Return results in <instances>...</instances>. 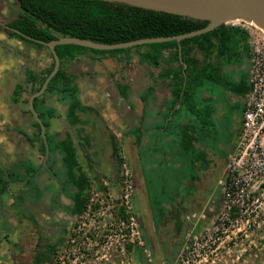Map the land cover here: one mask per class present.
<instances>
[{"label":"rangeland","instance_id":"obj_1","mask_svg":"<svg viewBox=\"0 0 264 264\" xmlns=\"http://www.w3.org/2000/svg\"><path fill=\"white\" fill-rule=\"evenodd\" d=\"M0 3L2 5L0 14L2 18L0 17V21L12 18L14 16L13 10L15 11L17 7L16 0H3ZM16 54L18 56L15 61ZM122 55L123 53H116L112 56L93 55L88 52L78 55L64 64L65 71L74 76V81L79 86L83 101L92 102L93 99L103 100L107 97L114 103L113 106L115 107V116H110L109 120L104 114V116H101V112H99L97 120L92 119L89 124L83 121L79 123L82 127L86 124L83 129L84 133L89 136L88 144L83 145L82 149H77L76 155L77 161L88 179V187L85 191L88 197L86 208L77 215L67 214L63 222L66 232L59 240H54V237L58 234L56 229V231L50 230L51 236L45 235L49 224V220L45 218L49 216L46 207L47 201L52 202L60 196V201L63 202L67 195L65 193L61 194L60 184L57 182V179L61 178V170H56L51 157L47 160L46 165L41 168L40 165L34 164L31 153L27 152L25 154L27 156L23 158L21 164L35 168L34 175L40 172L35 179L38 189L35 194L33 190L30 193L25 190L22 191L20 189L21 184H25L22 183L25 180L23 178L20 188L17 183L9 185L7 183L8 186H6L5 192L0 193V244H2L0 245V264H32L35 253L38 251L44 253L51 242H54L52 246L57 245V251L50 264L172 263L184 240L185 232L191 226L186 222L185 216H190L193 212L200 210L211 209L212 214L219 210L222 195L218 180L223 175L225 158L233 150L236 143L241 115L239 97L234 98L227 93L225 94L224 91L218 94L217 116L213 117L212 125L200 139V148L210 162L205 168L204 174L200 177V189L195 192V202H185L186 195L192 192L193 187L186 185V181L181 174L183 172V176L190 179L191 175H196L199 167L190 161L192 152L183 153L182 151L181 156L179 154V157L184 159L182 166L179 168L176 165L179 160H176L172 155L170 159L163 160V151L170 152V149H177L176 146H170L169 143H166L163 138L159 140L158 144L154 141L149 142L145 150H142L144 147L142 148L139 144L136 146L133 143L131 134L138 135L139 133V117L137 123L133 100L138 101L142 97L138 89L142 63L134 50L128 53L129 60H124ZM0 56L3 58L12 56L14 61L12 69L19 71V74L12 73L10 75L9 84L15 81H23L24 76L21 75V72L24 66L31 68L38 78L41 77L39 69L50 66V57L43 45L24 44L1 29ZM117 84H125L126 95H122L118 91ZM25 87L28 88V85H25ZM218 92L216 91V93ZM27 96L28 92H23L21 103H18V110L16 111L17 106L13 105L14 111L9 112L8 115L5 112L3 121L0 122V169H5L1 167L11 164L22 152L21 143L18 144V147L10 149L9 146L7 147V142L12 140L10 136L11 133H14L12 131L13 124L17 123L24 131H27V125H30L31 118L25 110L26 104L24 102ZM43 98L49 107L55 109L56 115L59 114L56 110L57 107L54 105L56 102L54 96L45 94ZM123 99L126 100L127 107L133 111L132 117H130L131 124L134 123L130 127L131 134L122 131L126 127V123L123 122V118L126 116H124L121 108L124 103ZM58 109L63 116V108L59 107ZM102 117H106L108 123L107 121L101 122ZM107 125H109V128H107ZM28 128L31 129L29 126ZM55 128L60 135H63V131L68 132L74 144H76L77 140L73 137L76 134L75 128L68 126L65 120H58ZM109 133L114 134L119 146L121 162L125 164L131 174L130 179L133 188L132 211L140 233L142 236L143 234L146 235V239L143 238L145 251L138 248L140 251L139 260L134 258L132 252L126 250L120 252L115 248L119 241L116 232L119 225L118 195L122 184V167L117 166L110 152ZM126 149H130L133 155H135L136 149V155L139 159L138 168L141 170L144 180L137 177L136 173L138 171L134 168L135 164L132 163L131 157H126ZM34 154L36 156L35 161L40 162L42 158L40 153L35 152ZM14 170L15 177L13 178L21 179L19 173L21 170ZM9 172L6 169L4 170V173ZM18 173L19 176L16 177ZM52 173H57L58 177L52 176ZM34 175L30 179L32 184L34 183ZM19 194L21 197L18 198ZM108 194L113 199L112 201L108 199ZM172 197L176 201L167 208L179 210L178 214L181 221L179 229H176L178 224L175 226L176 223L171 221L170 218H165L164 225H160L155 216L152 215L153 210L157 208V206L155 207V201L162 200L166 203ZM32 198H38L35 202V225L33 228L30 227L26 233L23 226L21 228L20 224H16L13 227L6 218L10 217L11 222L15 223L14 216L17 217L22 212L26 215L27 212L22 204ZM64 201L67 202V200ZM162 206L166 207L165 205ZM142 219L144 225L141 228L139 224ZM152 229H155L157 234H154ZM88 233L91 236H88ZM254 234L257 241L255 239L251 241L252 235L250 233L243 236V242L247 239L248 244L241 246L242 253H244L242 264H253L251 248L257 251V264H264V227L255 231ZM229 236L232 237V234H229ZM226 239L228 240V238ZM104 241L106 243L102 245ZM80 250L87 252V257L80 256ZM226 251L227 255L223 254L222 259L217 255L218 258L214 259L212 264H230V259H234L235 254L240 252V250L236 251L235 246L231 245L227 247ZM94 252L95 254H93ZM41 264H47L46 260Z\"/></svg>","mask_w":264,"mask_h":264},{"label":"trees","instance_id":"obj_2","mask_svg":"<svg viewBox=\"0 0 264 264\" xmlns=\"http://www.w3.org/2000/svg\"><path fill=\"white\" fill-rule=\"evenodd\" d=\"M16 2L17 7L14 11V16L8 21V26L44 42L50 41L56 37L69 36L110 44L146 37L178 35L202 28L207 24V20L205 19H195L106 0H16ZM7 32L11 36L36 46H41V44L32 40L24 39L15 32L10 30H7ZM236 33L243 32L239 29L221 24L198 35L182 38L178 43L174 40H169L108 50L92 49L72 43L55 45L54 49L59 59L58 69L47 82L42 94L33 98L32 105L44 125V134L49 150L46 162L51 157L52 164L56 170H61V178H58L57 182L60 184L59 188L61 192L65 193L70 200L67 207L71 215L80 214L86 208L88 197L85 191L88 187V179L77 161L76 149L70 136L66 134L63 138H58L55 132L49 133L48 120L56 115L53 108L43 104V96L45 94L54 95L58 102L66 105L64 120L68 126L75 127L77 133L82 131V127L79 125L81 120L77 117V112L85 110L86 107L80 102L79 88L74 81V76L65 71L64 64L70 62L76 56L88 52L93 55L110 56L116 53H123L122 56L124 60H129L128 53L134 50L139 58L146 60L147 63L152 66H156L161 56V51L163 49L173 48L174 52L171 58L173 61L177 62V67L163 71L161 76L169 79L168 87L171 95V106L170 108L168 107V111L171 109L173 112L172 114L179 118L176 123L179 132H170V134H167L169 140L177 149L173 147L175 150L172 149L170 152L165 151L164 156L170 159L172 155L176 160L180 161H178L177 164V167H180L183 164V161L180 160L181 158L183 159V157H179L182 151L183 153H193V156L190 157V161L192 162L200 159L197 155H199L201 151L195 149L193 144H200L202 135L199 134L198 131L201 130L203 126L212 125L211 117L215 110L214 104L212 102L207 104L206 101L209 102L208 98L205 99L201 96V93L205 90V84L210 82V76L208 74L209 67L206 73L201 67L196 69L193 49H201L199 45V42H201L203 44V50L207 51L212 46V38L216 42V48L221 49L223 46L229 45V37ZM177 44L179 45V51L177 49ZM140 47H146L147 51L140 53ZM48 54L50 57V66L46 68L44 75L39 79L31 70H25L24 83H30L31 86L35 85V87L30 89V93L36 91L40 87L42 81L52 67V58L49 51ZM117 88L122 95H126L125 85L117 84ZM23 90L24 86L22 83L15 84L11 92V100L16 101L19 93ZM176 104L178 108L174 109ZM183 118L188 122H186L187 124L184 123L185 125L180 124V120ZM32 124L36 129L33 140L37 141V151L42 156L44 147L42 139L39 136V126L34 119ZM206 131L203 134H206ZM109 139L112 157L117 166L120 167L122 158L119 154L118 143L111 134H109ZM138 139L139 133L138 135H134L136 143H138ZM84 141L87 143V139H84ZM21 163L22 160H19L12 164L8 168V171L11 173H4L5 169H0V193L5 192L9 180H14V169H19L22 171V174L19 172L21 174V179L27 178L24 183L25 185H29V188L33 190L35 194L38 189L35 179L40 172L34 175L35 168L22 165ZM38 165H41V162ZM21 167L22 169H20ZM19 173L16 177L19 176ZM33 175L34 183L32 184L30 179ZM52 175L58 177L57 173H52ZM19 197L20 196H18V198ZM37 199L38 198L34 200L37 201ZM172 199L173 197L167 200L166 203L162 200L155 201V207L157 206V208L153 210L154 213L152 215L155 216L157 220H159L162 212L165 211L169 205H172ZM54 201H52V205ZM176 229H179L178 225ZM88 236L91 235L88 233ZM126 248L127 251L133 253L134 258L137 260L140 259V251L138 248H131L130 246ZM53 250H55V247H53L52 251ZM46 259L47 252L40 253V251H38L33 257L32 264H41Z\"/></svg>","mask_w":264,"mask_h":264},{"label":"crops","instance_id":"obj_3","mask_svg":"<svg viewBox=\"0 0 264 264\" xmlns=\"http://www.w3.org/2000/svg\"><path fill=\"white\" fill-rule=\"evenodd\" d=\"M3 0H0L2 2ZM1 3H0V14H1ZM1 17V16H0ZM2 18V17H1ZM13 38L17 39L18 41L23 42L24 44L27 45H34L31 43H28L27 41H24L22 39L16 38L12 36ZM212 46L207 50L204 51L203 49V44L199 42V45L201 46V49L199 48H194L193 49V55L196 61V69L201 67L205 73L207 72V68L209 67L208 74L210 76V82H207L205 84V90L201 93L202 98H208L209 102L206 101L207 104L212 102L214 104V113L211 117V121L213 117L217 116L216 110H217V99H218V94L220 92H225V94H229L230 96L239 97V105L240 108L242 109V103H243V97L246 92L247 88V69L249 65V48L246 42L245 35L243 33H236L232 36L229 37V45L228 46H223L221 49L216 48V42L212 38L211 40ZM208 48V47H207ZM147 48L146 47H140L139 52H146ZM174 49H163L161 51V56L158 59V64L156 66H152L147 63L146 60H142L141 58L140 61L142 63L141 66V71L139 74V92L140 95L142 96L138 101L133 100L134 107L136 109L135 111V117L137 116V123H138V117H139V139L138 143L135 142L134 140V135L130 133V127L134 124H131L130 122V117H132V112L129 107H127V102L125 99H123L124 103L122 104L121 108L124 113L125 118H123V122L126 123V127L123 128V132L129 133L132 136L133 143L138 146H141L142 148L144 147L145 150L147 148V145L149 142H156L158 144L159 140L165 139L166 143H169L170 146H173L172 142L169 140L168 133L170 132H179L177 120L179 118L172 114V110L170 109L168 111V107L170 108L171 104V95H170V90L168 87L169 84V79L162 77L161 73L163 71H166L169 68H175L177 67V62L173 61L171 58V55L173 54ZM17 53V51H15ZM19 53V52H18ZM18 54L14 57V60H17ZM14 66V61L13 57L9 56L7 58H3L0 56V122L2 123L4 114L5 112L7 115L9 112L14 111L13 105H16L17 108L15 109L16 111L18 110V103H21V96L23 92H28V96L30 94V89L35 87V85H30V83L25 84V70H31L33 73L34 71L29 68L28 66H24L21 72V75L23 74V81L22 82H10L9 77L11 78L10 75L12 73L19 74L18 70L12 69ZM49 67V66H48ZM46 67V68H48ZM45 67L43 69H39V75H44V72L46 70ZM36 76L37 74L34 73ZM38 78V77H37ZM40 78V77H39ZM38 78V79H39ZM17 83H22L24 88L25 85H28V88L24 89L21 91L18 95V98L16 101L11 100V92L13 90V87ZM77 85V84H76ZM125 85V84H123ZM79 88V86L77 85ZM118 89V88H117ZM216 91H219L216 93ZM49 95V94H48ZM27 96V98H28ZM52 96V95H49ZM54 96V95H53ZM228 96V95H227ZM44 97V96H43ZM27 98L25 99V104H26V112H27ZM55 98V96H54ZM79 99L82 105L86 107L85 110L80 111L77 113V117L83 121L86 122L87 124L90 123V121L97 120L99 112H101V116H106L108 117V120L110 116H115L114 115V110L115 107L113 106L114 103H112L111 100H109L107 97L99 100L93 99L92 102H85L82 99L81 96V91L79 89ZM55 106L57 107V111L59 114L56 115V111L54 109L55 117H51L48 122H49V133L55 132L58 136V138H63L68 132L63 131V135L58 134V130L55 128V125H57L58 120L63 119L64 120V111L66 108V105L60 102H57L55 99ZM43 104L47 107H49L48 104L44 102L43 98ZM52 105V106H54ZM118 106V104H117ZM59 107H62L63 109V116L60 110L58 109ZM178 105L176 104L174 106V109H177ZM28 116H30V125H27V131H24L19 127L17 123L13 124L12 126V131L14 133H11V141L7 142V147L9 146L10 149H13L15 147H18V144H22V152L20 155L13 161L11 164H9L6 167H1L5 168L6 170H9L8 168L16 163L19 160H23V158L27 155H25L27 152L31 153L29 157H31L34 160V164L38 165L40 162L35 161L36 156L35 152L37 151V141L33 140L34 133L36 132L34 129V126L32 124L33 117L27 112ZM104 114V115H103ZM111 114V115H110ZM82 115V116H80ZM84 115V116H83ZM100 116V115H99ZM106 117H102L100 120L101 122H106L108 123V120H106ZM112 118V117H111ZM113 120V119H111ZM82 122V123H83ZM187 120L185 118L180 120V124H187ZM240 123H241V115H240V120H239V127H238V132L240 130ZM184 124V125H185ZM80 125V124H79ZM86 125V124H85ZM81 126L82 131L80 133H77L75 137L76 138V144H74L73 139L72 143L76 149H82L84 146L87 145L89 141V136L84 133V127L86 126ZM28 126L31 128L29 129ZM211 125H206L205 127L201 130H199V134L202 136L205 135L206 130L209 129ZM75 128V127H74ZM107 128H109V125H107ZM183 128V127H182ZM188 128V127H187ZM105 129V128H104ZM207 132V131H206ZM114 136V134L109 133ZM108 134V137H109ZM172 135V134H171ZM188 135V134H186ZM70 136V135H69ZM115 137V136H114ZM84 139H87V143H85ZM116 139V138H115ZM80 142V143H78ZM109 145H110V139H109ZM193 147L198 151H201L199 155H197L199 160L193 161L194 165H197L198 170L196 171V175H191L190 179L186 178L184 173L182 172L181 176L184 177L183 179L186 181V185H190L192 188V192H189L186 195V201L185 202H195V192L199 191L200 189V177L204 174L205 168L208 166L210 160L205 156L204 151L200 148V144L196 143L193 144ZM137 148V147H136ZM173 148V147H172ZM201 149V150H200ZM234 149V147H233ZM171 150V149H170ZM126 157L129 156L131 157L132 163L135 164L134 168L137 169L138 173H136L137 177L139 179H142V172L138 168L139 165V159L136 155V149H135V155L132 154L130 149H126ZM163 151V150H162ZM233 151V150H232ZM111 152V150H110ZM202 153V154H201ZM162 154L165 155V151L162 152ZM157 155V154H156ZM193 156V155H192ZM204 156V157H203ZM167 156L163 157V160H165ZM168 159V158H167ZM184 159H182L183 161ZM177 162V161H176ZM147 163V162H145ZM183 163V162H182ZM177 165V164H176ZM81 167V166H80ZM181 167V166H180ZM82 168V167H81ZM179 168V167H178ZM83 171V170H82ZM22 174V171H20ZM84 172V171H83ZM11 183H15L13 181H8V185ZM7 185V186H8ZM192 199V201H190ZM176 201L175 198L172 199V203ZM179 203V202H177ZM179 206V205H178ZM200 207V206H199ZM179 209V207H178ZM147 224V223H146ZM149 225V224H148ZM152 228L154 226H151Z\"/></svg>","mask_w":264,"mask_h":264},{"label":"built area","instance_id":"obj_4","mask_svg":"<svg viewBox=\"0 0 264 264\" xmlns=\"http://www.w3.org/2000/svg\"><path fill=\"white\" fill-rule=\"evenodd\" d=\"M222 25L241 30L249 48L240 130L218 180L222 195L219 210L203 226L199 224L203 211L185 216L191 226L184 234L174 262L165 264H212V247L221 235L228 238L227 242L232 238L234 243L237 235L246 236L264 227V31L252 21L240 18L224 21ZM121 167L116 232L119 241L115 248L120 252L127 251V246L145 251L132 211L131 174L122 162ZM108 199L113 200L109 194Z\"/></svg>","mask_w":264,"mask_h":264},{"label":"water","instance_id":"obj_5","mask_svg":"<svg viewBox=\"0 0 264 264\" xmlns=\"http://www.w3.org/2000/svg\"><path fill=\"white\" fill-rule=\"evenodd\" d=\"M113 2H120L128 5L138 6L146 9H152L156 11L167 12L171 14H176L180 16L191 17L195 19H205L207 24L199 29L191 30L178 35L173 36H160V37H146L135 39L126 42L118 43H99L88 39H80L76 37H56L50 41L44 42L28 35H25L2 22L0 24L20 36L24 39L32 40L36 43L43 45L48 49L52 58V67L48 74L45 76L40 87L31 92L27 98V110L32 115L33 119L39 126V136L42 139L44 151L41 158V168L46 165V158L48 155V145L44 134V125L42 124L37 112L34 110L32 105V100L34 97H38L42 94L45 89L49 79L55 74L59 66V59L55 52V45L72 43L92 49H116V48H127L138 44L152 43V42H162L174 40L178 41L182 38L191 37L198 35L200 33L211 30L224 21L232 19H243L247 21H252L258 27L264 31V0H106ZM177 49L179 51V45L177 44ZM184 67V64H183Z\"/></svg>","mask_w":264,"mask_h":264},{"label":"flooded vegetation","instance_id":"obj_6","mask_svg":"<svg viewBox=\"0 0 264 264\" xmlns=\"http://www.w3.org/2000/svg\"><path fill=\"white\" fill-rule=\"evenodd\" d=\"M14 12V10H13ZM11 19V18H10ZM5 20V21H0L6 25H8V21L10 20ZM0 29L2 31H7L8 29L4 28L1 24H0ZM52 175V174H51ZM54 176V175H52ZM55 177V176H54ZM27 178H25L26 180ZM21 180L22 179H14L13 182L19 184V188H20V184H21ZM25 180L22 182L24 183ZM22 191H27V193H30L31 192V189L29 188V185H25V184H21V188H20ZM61 194H64L61 192ZM21 197V195H18ZM64 200H67V202H65ZM63 202L60 201V196L57 197L54 201V204L53 205H50L52 202L50 201H47L46 203V207H47V212L49 213V216H46L45 218L49 220V224H48V228L46 229L47 232H45V235L47 236H51L50 235V230L53 229V231H58V234L57 236L54 237V240H59L62 235L66 232L65 230V227H64V219L65 217L67 216V214H70L69 211H68V204L70 203V200L69 198L66 196L64 198ZM35 200L32 198L31 200H26L22 205L24 206L23 208H25L27 214L25 215L23 212L22 214H18V216H14L15 217V223H12L11 220L9 218H6L7 221H9V223H11L14 227V225L16 224H20V227L23 228L26 230V233L28 232V229L31 227L33 228L34 227V224H35ZM211 209L209 210H200V211H203V218L202 219H199V224H206L210 219L211 217L214 216L215 213H211L210 212ZM178 211L179 210H170V209H165V211L162 212V215L159 217V220H158V224L162 225L163 224V221L165 218H170L171 221H173L175 224V226L178 224V226H180L181 224V221H180V218H179V214H178ZM200 211H195V212H200ZM193 212V213H195ZM12 217V216H11ZM188 223V222H187ZM141 225V228L143 227L144 225V221L143 219L140 220V224L139 226ZM164 225V224H163ZM56 229V230H55ZM154 231V234H157V232L155 233V229H152ZM254 231L251 233L252 235V238H251V241L253 239H255L257 241V237L256 235L254 234ZM145 237L146 239V235L143 234V238ZM223 238V239H221ZM221 238L219 239L218 242H216L213 247H212V257L214 256L213 259H217V255L219 256V258H223V254H226L227 255V247L228 246H235L236 247V251H239L240 252L237 254H235L234 256V259H230L231 260V263L230 264H242V261H243V254L242 253V250H241V246L244 245V244H248L247 242V239H245V242H243V236H236L235 238V241L234 243L231 241L232 238H229V242H227L225 239H226V236H223L221 235ZM52 243L54 242H51L48 246H47V249H46V252H47V259H46V263L47 264H50L52 262V259H53V256L56 254V247L57 245H54L52 246ZM230 243V244H229ZM220 244V245H218ZM2 245V244H0ZM53 247H55V250L52 251ZM86 253V254H85ZM87 252H85L84 250H80V256H85L87 257ZM225 255V257H226ZM248 255V254H247ZM231 256V255H229ZM257 251L253 248H251V260H252V263L253 264H257L258 261H257ZM213 261V260H212ZM213 263V262H212Z\"/></svg>","mask_w":264,"mask_h":264}]
</instances>
